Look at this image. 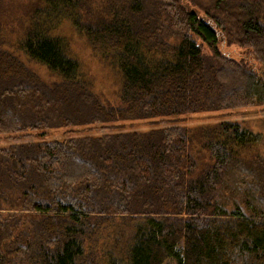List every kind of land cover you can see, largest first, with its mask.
<instances>
[{
	"label": "trees",
	"instance_id": "obj_1",
	"mask_svg": "<svg viewBox=\"0 0 264 264\" xmlns=\"http://www.w3.org/2000/svg\"><path fill=\"white\" fill-rule=\"evenodd\" d=\"M61 19L118 59L119 106L51 36ZM224 38L251 61L222 54ZM20 45L59 81L0 49V135L264 106V0H41ZM261 138L227 121L10 146L0 264H264V157L248 154Z\"/></svg>",
	"mask_w": 264,
	"mask_h": 264
},
{
	"label": "rangeland",
	"instance_id": "obj_2",
	"mask_svg": "<svg viewBox=\"0 0 264 264\" xmlns=\"http://www.w3.org/2000/svg\"><path fill=\"white\" fill-rule=\"evenodd\" d=\"M41 0H0V49L10 52L21 60L30 70L37 74L46 84L59 81L45 65L31 60L21 48L27 29L33 22V11ZM52 37L64 40L67 55L80 65V78L85 81L100 101L107 106L121 104L123 77L119 68L118 59L103 57L95 53L91 47L85 31L77 28L70 19H61L50 31ZM200 43V39H197ZM204 52L211 55L212 51L204 45ZM220 52L237 61L249 60V50L234 43H228L227 38L220 43ZM253 63V59H252ZM257 64V63H256ZM262 66L257 64L256 71ZM264 77V73L262 74ZM143 119L117 122L113 124L78 125L74 127L50 128L48 130L33 131L28 134L0 135V153L23 143L89 137L103 135L106 132H145L153 127L184 126L195 132L201 127H218L221 123L230 121L244 124L254 134H260L261 140L251 147L249 156L259 153L264 157V106L243 107L222 111H206L192 113L166 120ZM159 121L158 125L153 124ZM29 135V136H26ZM31 135H33L31 137ZM206 152L202 154L207 159ZM200 157V159H201ZM4 167V166H3ZM8 212L14 210L5 209ZM7 213V212H6ZM182 249V246L180 247ZM163 264H179L177 258H169Z\"/></svg>",
	"mask_w": 264,
	"mask_h": 264
}]
</instances>
